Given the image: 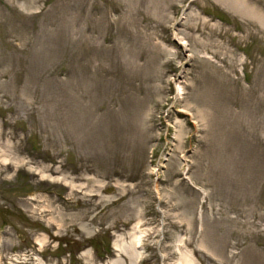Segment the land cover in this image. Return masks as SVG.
<instances>
[{
    "label": "rangeland",
    "instance_id": "374dc122",
    "mask_svg": "<svg viewBox=\"0 0 264 264\" xmlns=\"http://www.w3.org/2000/svg\"><path fill=\"white\" fill-rule=\"evenodd\" d=\"M135 226L138 264H264V0H0V264Z\"/></svg>",
    "mask_w": 264,
    "mask_h": 264
},
{
    "label": "bare ground",
    "instance_id": "6f19581e",
    "mask_svg": "<svg viewBox=\"0 0 264 264\" xmlns=\"http://www.w3.org/2000/svg\"><path fill=\"white\" fill-rule=\"evenodd\" d=\"M5 159V158H4ZM132 231L130 232L131 236L133 237L132 240H134V248H130V250L127 252L125 250H121V251H124L126 254H128V258L131 260V264H138L139 262V253L137 250H136V247L138 245H141L142 244V241L144 239V236H145V232L141 229H139V226H135L133 227V229H131ZM108 264H111V263H108ZM113 264H117L116 262L113 263ZM187 264H191V263H187Z\"/></svg>",
    "mask_w": 264,
    "mask_h": 264
}]
</instances>
